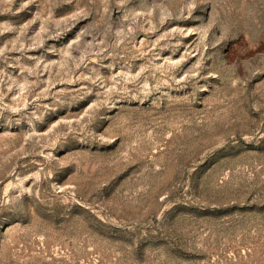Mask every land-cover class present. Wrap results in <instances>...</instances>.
I'll list each match as a JSON object with an SVG mask.
<instances>
[{
    "label": "rangeland",
    "instance_id": "374dc122",
    "mask_svg": "<svg viewBox=\"0 0 264 264\" xmlns=\"http://www.w3.org/2000/svg\"><path fill=\"white\" fill-rule=\"evenodd\" d=\"M0 264H264V0H0Z\"/></svg>",
    "mask_w": 264,
    "mask_h": 264
}]
</instances>
